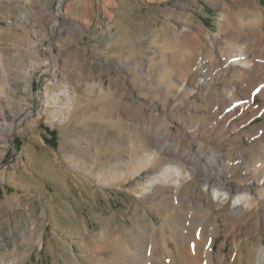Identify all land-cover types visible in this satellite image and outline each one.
<instances>
[{
	"label": "rangeland",
	"instance_id": "rangeland-1",
	"mask_svg": "<svg viewBox=\"0 0 264 264\" xmlns=\"http://www.w3.org/2000/svg\"><path fill=\"white\" fill-rule=\"evenodd\" d=\"M61 3L0 0V264H171L172 226L216 216L214 264H248L242 241L264 242V72L228 63L264 60V0ZM178 170L179 188L144 189ZM219 176L231 203L239 188L259 203L236 227L209 210Z\"/></svg>",
	"mask_w": 264,
	"mask_h": 264
},
{
	"label": "bare ground",
	"instance_id": "bare-ground-1",
	"mask_svg": "<svg viewBox=\"0 0 264 264\" xmlns=\"http://www.w3.org/2000/svg\"><path fill=\"white\" fill-rule=\"evenodd\" d=\"M65 1L66 0H62L61 6H63ZM262 52L264 56V49ZM255 62H256L255 60L246 57L245 54L242 53L234 57L233 59H230L228 65L230 69H234V70L237 69L238 67L241 68L240 70L237 71L241 72L244 76L247 75V77H251V73H253L254 71L258 73L259 71L263 70L264 72V60H262V62L260 61L261 63L260 66H256ZM205 69L208 70L207 67H205ZM257 81L258 79L254 80V83L250 85L252 90L255 89L254 87H256L255 84ZM258 91H257L258 95H260L264 99V85L259 86ZM232 97L236 98L237 94L233 92ZM255 98L256 97L249 99L247 103H245L246 105H244L243 103L240 105L238 103V107L241 109L243 108V106H245V108L246 107L252 108ZM259 148L262 151H264V143L261 144ZM229 173L230 171L226 170L223 173V175L226 177ZM253 175L260 178V179L258 178L257 181H261L262 183H264V164L262 163V160L257 161V165L254 168ZM184 179H185V175L182 170H178L175 176H173V179H170V176L168 174L162 172L160 175H154L153 177H151L148 180L147 184L145 185L144 189L147 192H150L153 191L159 184L173 185L176 188H179ZM209 185H210V181L207 180V182L205 183L204 192L207 193L209 192ZM235 194L236 195L234 197V201L233 203H231L234 192L230 187H228L223 182V177L221 176L220 180L216 184V187L214 188V197L210 200L211 206H209V210L210 207L228 209L229 210L228 214L231 219L230 224L233 227H236V225L238 224V218L240 215L246 213L248 209L256 208L255 206L259 205L257 199H254V191L251 188H239L238 190H236ZM203 202L204 200L201 201V203ZM187 208H189V210H191L192 213H195L194 209L191 208V206H187ZM217 226H219L217 216L210 224L205 222L204 219H200V218L199 219L193 218L192 220L187 222L184 221L183 223L177 222L175 225L172 226L171 235H170L171 240L168 238H164V242H162L163 245L161 247V251L159 252V254L160 253L165 254L167 258H170L169 261L171 260L172 262L171 264H185L186 259H189L191 264H202V263L214 264L215 258H214L212 243L209 242L206 243V241L208 240L204 239V235L207 231L213 232ZM181 227L187 228L188 229L187 232L189 235L184 234L183 233L184 230L182 231ZM209 227L212 228L208 229ZM153 246H154V242H153ZM245 250L248 251L246 256L248 264H264V242L262 239L260 243H254L253 246H251L249 240L242 241L239 251L245 252ZM155 252L157 251L155 250Z\"/></svg>",
	"mask_w": 264,
	"mask_h": 264
}]
</instances>
